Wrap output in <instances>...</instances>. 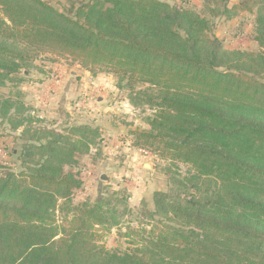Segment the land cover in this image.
Returning <instances> with one entry per match:
<instances>
[{
    "label": "trees",
    "instance_id": "16d2710c",
    "mask_svg": "<svg viewBox=\"0 0 264 264\" xmlns=\"http://www.w3.org/2000/svg\"><path fill=\"white\" fill-rule=\"evenodd\" d=\"M218 1L223 10L210 16L230 19V0ZM241 1L257 8V52L226 48L206 16L161 0H67L65 8L0 0V89L27 69L17 42L110 68L134 105L157 111L152 131L140 134L144 146L162 139L198 174L156 192L155 212L142 211L139 230L127 226L128 246L109 250L95 229L118 226L128 207L119 213L111 197L75 208L70 200L82 187L72 169L98 131L20 130L10 113L23 104L0 92V120L24 142L23 171L0 178V264H264V0ZM140 82L158 89L155 99L134 101ZM200 178L214 182L211 191H199ZM59 211L73 213L64 226Z\"/></svg>",
    "mask_w": 264,
    "mask_h": 264
},
{
    "label": "rangeland",
    "instance_id": "374dc122",
    "mask_svg": "<svg viewBox=\"0 0 264 264\" xmlns=\"http://www.w3.org/2000/svg\"><path fill=\"white\" fill-rule=\"evenodd\" d=\"M44 1L58 8L67 5V0ZM161 1L193 9L206 16L211 22L210 34L230 50H260L255 40L257 8L252 5L244 9L237 6L241 0H230L227 8L233 12L229 19L227 15L210 16L209 9L223 10L224 5L218 0ZM17 43L30 60L27 61V69L24 68L25 71L13 77L14 82L0 89L5 99L23 104V110L19 112L15 109L10 113L11 119L16 124L23 122L20 130L56 131L69 138L72 137V129L85 125L98 131L95 141L88 145L89 152L78 155L79 164L72 169L78 174L82 187L73 193L71 206L95 205L101 198L108 197L113 199V204L119 201L118 211L121 214L127 206L129 213L121 217L118 226L108 225L109 230L102 227L95 229L96 234L102 236L98 244L109 250L127 247L131 240L127 226L139 230L140 222H143L142 211L155 212L154 194L171 193L173 178L189 176L183 177L179 173V165L186 166L189 174L195 176H198L197 169L189 163L174 160L170 155L173 150H169L162 139H151L148 146H144L147 139L141 138L140 134L152 131L150 122L156 118L157 111L145 103L134 105L130 99L132 93L126 88L127 83L120 81L110 68L85 66L71 57ZM71 73L80 76L76 78L77 75L73 77ZM71 78L76 80L75 88L78 87L67 99L62 98ZM142 93H148L149 97L154 98L158 95V89H152L149 84L136 83L133 92L135 102L146 100L140 95ZM10 122L0 120V178L8 172L23 171L19 157L24 142L21 132L14 131ZM154 135L157 136V133L154 132ZM144 164L149 167H144ZM133 166L139 168V171H135ZM148 172L152 175H148ZM103 176L107 179L103 180ZM198 186L201 193H206L212 190L214 182L200 178ZM193 193L200 195L196 194V190H192ZM62 204L63 201L59 203L60 206ZM66 218L71 220L73 213L67 215L59 211L56 213V224L66 225L69 222H62ZM156 220L161 218L157 216Z\"/></svg>",
    "mask_w": 264,
    "mask_h": 264
},
{
    "label": "crops",
    "instance_id": "0c3cea01",
    "mask_svg": "<svg viewBox=\"0 0 264 264\" xmlns=\"http://www.w3.org/2000/svg\"><path fill=\"white\" fill-rule=\"evenodd\" d=\"M71 74H72L73 77H76V75H77V74H73V73H71ZM79 76H80V75H79ZM79 76L77 75L76 78H79ZM75 81H76L75 79L71 78L70 84L67 85L66 88H65V89H66V94H65V96H63L62 98H66V99H67V97H68L70 94H72V93L77 89L78 86L75 88V85H74ZM90 88H92V87H90ZM74 89H75V90H74ZM100 99L102 100V98H100ZM145 166H148V167H149V165H147V164H144V167H145ZM133 168H134L135 171H139V168L134 167V166H133ZM146 174H147V173H146ZM148 175H152L151 172H148Z\"/></svg>",
    "mask_w": 264,
    "mask_h": 264
},
{
    "label": "built area",
    "instance_id": "2783aa9c",
    "mask_svg": "<svg viewBox=\"0 0 264 264\" xmlns=\"http://www.w3.org/2000/svg\"><path fill=\"white\" fill-rule=\"evenodd\" d=\"M1 155L2 154H0V158H1ZM178 171L183 177L188 176L189 174L188 168L184 165H179Z\"/></svg>",
    "mask_w": 264,
    "mask_h": 264
},
{
    "label": "water",
    "instance_id": "95a60500",
    "mask_svg": "<svg viewBox=\"0 0 264 264\" xmlns=\"http://www.w3.org/2000/svg\"><path fill=\"white\" fill-rule=\"evenodd\" d=\"M103 180H106L107 178L105 177V176H103V178H102Z\"/></svg>",
    "mask_w": 264,
    "mask_h": 264
}]
</instances>
